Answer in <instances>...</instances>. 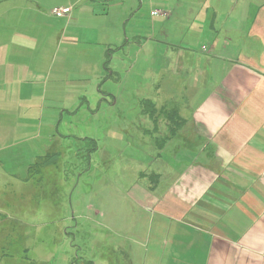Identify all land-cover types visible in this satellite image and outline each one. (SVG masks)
I'll use <instances>...</instances> for the list:
<instances>
[{
	"label": "rangeland",
	"instance_id": "374dc122",
	"mask_svg": "<svg viewBox=\"0 0 264 264\" xmlns=\"http://www.w3.org/2000/svg\"><path fill=\"white\" fill-rule=\"evenodd\" d=\"M67 1L30 0L42 15L1 17L11 65L0 74L14 85L0 81V264H142L151 243L137 229L148 221L127 193L153 170L159 139L129 110L138 99L122 60L134 48L121 46L152 34L156 18L148 0H80L62 33L52 11Z\"/></svg>",
	"mask_w": 264,
	"mask_h": 264
},
{
	"label": "crops",
	"instance_id": "0c3cea01",
	"mask_svg": "<svg viewBox=\"0 0 264 264\" xmlns=\"http://www.w3.org/2000/svg\"><path fill=\"white\" fill-rule=\"evenodd\" d=\"M9 1L0 23L42 15L40 4ZM68 1L57 8L69 13L55 16L67 21L62 33L78 22L80 0ZM147 2L152 34L121 46L134 48L122 60L123 84L138 99L129 110L159 139L153 170L127 193L148 221L137 229L151 243L141 262L264 264V0ZM9 50L0 46L3 67ZM1 80L14 85L10 73Z\"/></svg>",
	"mask_w": 264,
	"mask_h": 264
},
{
	"label": "built area",
	"instance_id": "2783aa9c",
	"mask_svg": "<svg viewBox=\"0 0 264 264\" xmlns=\"http://www.w3.org/2000/svg\"><path fill=\"white\" fill-rule=\"evenodd\" d=\"M70 9L69 8H64V9H54L52 11L53 15L56 17H63L69 13Z\"/></svg>",
	"mask_w": 264,
	"mask_h": 264
}]
</instances>
